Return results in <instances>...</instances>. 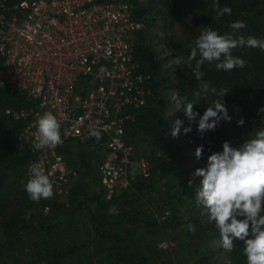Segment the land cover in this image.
Returning a JSON list of instances; mask_svg holds the SVG:
<instances>
[{
	"label": "trees",
	"instance_id": "obj_1",
	"mask_svg": "<svg viewBox=\"0 0 264 264\" xmlns=\"http://www.w3.org/2000/svg\"><path fill=\"white\" fill-rule=\"evenodd\" d=\"M129 1L135 17L143 22L136 35L134 58L141 69L153 75V80L145 104L137 110L134 119L126 124L124 136L133 144L135 158L145 157L150 161L151 174L133 180L131 191L120 189L111 199H105L100 188L95 189L88 177L93 169L85 158L88 143L68 141L61 151L70 154L78 178L85 183L86 189L82 188V191L89 227L85 229L87 235L84 234L83 238L79 239L76 231L69 232L70 235L74 233L69 241L57 244L53 236L61 225H70L74 214L81 209V202L73 206L71 197L60 198L56 195L47 200L41 199L39 203L28 198L24 183L29 175L27 164L34 153L18 137L25 120L13 119L4 109L29 103V100L22 94L0 88V215L3 217L4 230V235L0 234V264H37L39 261L44 264H179L175 256L180 257V254L160 249L154 243L142 244V249L134 251L137 239L124 228L142 226L152 233V229L157 232L179 226L188 228L189 224L195 228L189 231L191 237L199 240L198 248L185 255L187 259L191 258V264H247L242 240L233 239L235 247L231 252L224 250L222 245L217 250L206 245L208 239L220 238V235L214 224H208L206 216L201 214L203 209L196 202L195 192L199 185L188 186L187 192L191 195L184 205L175 202L180 196L179 185L176 189L167 187L165 196L161 198L172 199L174 204L161 220L157 219L144 198H148L149 202L153 200V177H177L186 171L185 162L190 157H194L199 166L204 167L208 155L213 151H222V143L230 141L231 129L226 128L227 125L216 126L200 134L197 131L199 117L190 122L183 111L168 116L165 113L167 107L175 103L171 100L173 92L192 100L194 93L201 92L202 82H207L209 89L215 88L217 92L226 89L228 92L223 102L230 120L241 127L244 141L253 138L256 131L264 129V50L237 47L232 54L245 61L244 67L224 71L217 70L214 62H206L201 68L203 80L198 81L183 64L165 65L162 59L166 57L156 54L157 41L164 40L167 43V59L171 58L174 63L177 57H188L205 26L224 34L232 32V22L243 21L246 27L233 33L235 36L264 39V0H219L221 8L228 6L232 9L230 15L225 14L219 21L214 19V0ZM159 2L162 4L158 6ZM187 12L196 19L198 27L189 25L185 18ZM155 20L160 21L162 29L170 20L171 23H178L182 26L183 36L161 38ZM170 76L175 81H170ZM215 99L217 97L210 90L201 92L199 104L194 106V110L202 115ZM241 118L244 123L239 125L237 121ZM177 119L182 121L183 128L191 124V131H183L173 137L168 122ZM185 145L193 148L194 152H185ZM200 145H203V154L197 159L195 149ZM75 147H78L77 151ZM120 199L122 208L112 211L111 205ZM45 205H49V209L44 212L42 209ZM61 229L64 231L65 228Z\"/></svg>",
	"mask_w": 264,
	"mask_h": 264
},
{
	"label": "built area",
	"instance_id": "obj_2",
	"mask_svg": "<svg viewBox=\"0 0 264 264\" xmlns=\"http://www.w3.org/2000/svg\"><path fill=\"white\" fill-rule=\"evenodd\" d=\"M142 26L129 0H0V88L29 100L4 112L25 120L18 137L34 153L27 172L42 162L60 198L77 176L61 151L68 141L100 144L96 173L105 199L149 174L148 159L135 158L124 136L153 80L134 58ZM45 111L62 120L63 143L38 149L36 122Z\"/></svg>",
	"mask_w": 264,
	"mask_h": 264
},
{
	"label": "clouds",
	"instance_id": "obj_3",
	"mask_svg": "<svg viewBox=\"0 0 264 264\" xmlns=\"http://www.w3.org/2000/svg\"><path fill=\"white\" fill-rule=\"evenodd\" d=\"M213 7L216 12L214 19L217 21L232 12L228 6L221 8L219 0H214ZM245 27L243 21H234L230 24L232 32L220 34L212 27L205 26L196 38L195 46L188 57H177L173 64H183L198 81L203 80L204 72L201 68L206 62H214L217 70L224 71L244 67L245 61L232 54L234 49L247 46L264 50V39L233 34ZM200 89L203 93L210 90L217 97L211 106L205 108L202 115L194 110V106L199 104L201 92L194 93L192 100L173 92L171 100L175 101V110L183 111L190 122L199 117L197 131L203 134L213 130L221 119L230 121L231 117L223 102L228 90L221 89L217 92L215 88L209 89L207 82H202ZM237 123L242 125L244 121L241 118ZM181 124L179 119L174 122L171 130L173 137L179 135ZM61 126L62 120L57 115L45 111L36 122L35 146L38 149H46L62 144ZM183 131L190 132L191 124L184 127ZM92 135L100 138L99 131H93ZM202 154L203 145L197 146V159ZM28 172V179L24 183L28 198L34 203L52 198L54 180L46 172L44 164L33 163ZM192 175L201 178L196 191V202L202 207L201 214L206 216V222L214 224L219 231L223 249L231 252L235 247L233 239L242 240L247 264H264V129L256 131L253 138H248L239 146L234 147L224 141L222 151L211 152L206 165L196 168ZM188 183L191 186L192 180ZM188 229L194 231V225L189 224Z\"/></svg>",
	"mask_w": 264,
	"mask_h": 264
},
{
	"label": "rangeland",
	"instance_id": "obj_4",
	"mask_svg": "<svg viewBox=\"0 0 264 264\" xmlns=\"http://www.w3.org/2000/svg\"><path fill=\"white\" fill-rule=\"evenodd\" d=\"M146 0H139V2H145ZM162 3L159 2L158 6L161 5ZM156 16V15H155ZM185 18L187 20V22L189 23L190 26L192 27H198V22L196 21V19L192 16L191 13L187 12L185 13ZM171 21V20H170ZM170 21L167 22V25L165 28H160V21L159 20H155L154 23L157 25L158 27V33L159 36L161 38L163 37H167V38H181L183 36V30H182V26L179 25L178 23L174 22L171 23ZM154 24V25H155ZM154 28V27H153ZM156 51H157V55L161 56V57H166V59H162V62L167 65V66H171L173 65V61L170 59H167L166 55L167 53H169L168 47H167V43L164 40H160L157 41V46H156ZM166 55V56H165ZM170 81H175V78L173 76H170ZM174 91V89L172 90ZM171 112V114H175L176 112H178L177 110H175V103L173 104H169V106L167 107L166 110V114L169 116L171 114H169ZM232 124V126H231ZM174 125V122L171 123V120L168 122V127L169 130H172ZM220 125H227L226 128L231 129L230 132V145L232 146H239L244 142V135L242 133V129L241 127H238L237 125L234 124L233 121H224L221 120L217 123L216 126H220ZM183 132V124H181V130L180 133ZM88 147L86 148V152L87 154L85 155V158L91 163L92 168L91 172L88 173V177H90V181H92V185H94L95 189H97L99 187L98 181H97V173H96V166L97 163L99 162V160L101 159V149H100V144L98 143L97 145L95 144H89L87 145ZM187 145H185L184 147V151L187 153H193L194 150L193 148H189L186 147ZM75 151L78 150V147L74 148ZM64 155L66 157V159L68 160L69 163L73 164L71 156L69 153L64 152ZM150 162V161H149ZM135 166V165H134ZM185 169L186 171H182V173L179 175H177V177H173V178H166V176H155L152 178V180L154 179V188L153 189V200L152 202H149L148 198H144L145 202H147L146 204L149 206V208L152 209L153 213L155 214V216L157 217V219L161 220L164 218V215H168V213L170 212V210L173 207V201L172 199H167V200H163L161 198V196H165V191L167 189V187H170L172 189H176L178 187V192L180 194L179 197H177L175 199V202H177L178 205H184L186 203L187 198L189 197V195H191L188 191V186L189 180H192V185L197 184L200 185V177H193L192 173L194 172V170L196 168H199V163L198 161L194 158V157H190L186 160L185 162ZM137 168V165H136ZM150 169V168H149ZM151 171L149 170V174L147 176L144 175H140V174H136L135 178L133 180H135L137 177H148L150 176ZM186 174V175H184ZM184 179L183 182H181L180 180ZM132 180V182H133ZM132 182L131 185L126 188V190L129 192L132 189ZM199 186H197V188H195V192L197 191ZM82 188H85V183L84 181L80 180L78 178V175L76 177H74L71 182H70V186H69V195L67 197H71L73 200H71V203L73 206H76L79 204V201L81 202V209L78 210L75 214H74V218L70 220V225L69 226H65V225H61V227H59L57 230L58 232L53 236L54 241L57 244H61L63 242H68L69 241V237L72 236L73 234H69V232H77V237L79 239L83 238L84 234L87 235V232L85 231V229L87 227H89V222L87 219V211L85 209V204L83 202V198H84V191H82ZM86 189V188H85ZM173 192V190H171V193ZM70 201V200H69ZM158 202H162V204L158 203ZM66 203L68 204V202L66 201ZM122 199H120L118 201V203L116 204H112L111 205V210L112 211H118V209L122 208ZM127 206V205H125ZM68 207H70V204L68 205ZM49 208H43L42 210L45 212L47 211ZM2 222H3V217L0 215V234L2 233L4 235V230L2 227ZM62 227H64V231H62ZM128 231L130 233V235L132 237H134L135 239H137V243L133 246L134 251H138L140 249H142V244H147V243H154L156 245H158V247L160 249H167L168 251H172L174 254H180V257H176V260L178 261L179 264H191L193 263L191 261V258H186L185 255H188L189 253L195 251L198 248V241L196 237H191L190 233H189V229L186 228L185 226L183 227H177L174 229H163V230H159L157 232H155L156 230L152 229L150 233L149 230L145 227L142 226H135V227H125L124 231ZM41 238H45L44 236H42ZM206 245L209 248H213V249H219V246L221 245V240L219 237H214L213 239H208L206 242ZM37 264H44L43 261H39V263Z\"/></svg>",
	"mask_w": 264,
	"mask_h": 264
}]
</instances>
